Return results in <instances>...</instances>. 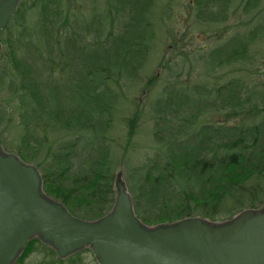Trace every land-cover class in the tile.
<instances>
[{"label": "trees", "instance_id": "16d2710c", "mask_svg": "<svg viewBox=\"0 0 264 264\" xmlns=\"http://www.w3.org/2000/svg\"><path fill=\"white\" fill-rule=\"evenodd\" d=\"M152 1L155 0H149ZM223 1L208 0L207 7H216L215 4ZM117 2L122 7L123 1ZM259 3L260 0H245L241 12L249 14L260 8ZM64 9L62 0H27L0 34L5 46V51H0V90L7 89L11 94L4 108L0 106V128L3 115L8 112L14 134L20 130L22 133L20 144L12 137L10 143L18 146L21 161L39 171L45 195L63 204L75 217L96 221L106 216L116 201L110 149L103 144L107 137L95 132L97 127L102 128L103 133L112 127L105 114L110 115L115 104L111 100L115 96L109 93L110 88L103 86V90H97L93 84L109 79L113 73H121L127 66L142 65L150 53L149 41H143L151 23L141 27L142 14L136 12L138 15L132 18L125 35L117 40L119 46L109 49L96 42L99 50L88 51L92 44L78 42L76 36L67 34L68 13ZM109 16L111 18V13ZM115 18L113 16L110 22L111 37ZM33 24L39 26L36 33L31 30ZM133 31L137 37H126L128 34L131 37ZM224 49L218 65L242 59L239 45ZM100 52L107 53L109 61L105 62L106 67L95 70L92 65L97 63ZM79 59L84 73L83 80L77 84L74 78H69L68 71L70 64ZM69 86H79L91 93L87 106L103 105L96 111L71 106L66 96ZM60 89L65 90L66 101L63 94L59 96ZM230 96L238 103L228 101L224 106L242 105L240 96ZM173 106L172 101L165 102V110L158 105L162 115L156 125L158 129L161 126V134L162 130L166 132L158 137L162 146L155 157L142 166L139 184L131 186L134 211L141 222L156 225L194 217L224 221L242 210L263 205L264 122L246 126L243 120L239 125L215 128L189 120L187 126H183L180 117L171 119ZM233 111L227 114V121L242 114L259 117L264 105L249 111ZM16 114H20L17 123ZM135 118L128 123L129 138L136 132L138 115ZM166 125L168 129L163 127ZM82 129L94 132V138L87 139L84 145L79 137ZM72 137L75 140H70ZM34 253L43 257L39 264H84L83 251L61 259L37 239L27 245L19 263L24 264Z\"/></svg>", "mask_w": 264, "mask_h": 264}, {"label": "rangeland", "instance_id": "374dc122", "mask_svg": "<svg viewBox=\"0 0 264 264\" xmlns=\"http://www.w3.org/2000/svg\"><path fill=\"white\" fill-rule=\"evenodd\" d=\"M26 1L21 0L19 7ZM122 1V7L117 0H62V4L65 6V12L68 13L67 34L74 38L76 36L78 42L80 40L84 44H92L88 51L99 50L96 42L105 44L109 49H112L113 45L119 46L120 42L117 40L125 35L132 18L138 15L136 12L142 14L139 23L141 27L144 23H151L150 28L146 29L147 34L143 41H149L150 53L145 61L141 62L142 65L138 63L139 65L136 66H127L121 73H113L109 79L104 78L93 84L97 90L103 86L105 89L110 88L109 93L112 95H109L115 96L111 100L115 104L110 115L105 114L112 122V127L105 133L102 128L97 127L95 132L106 134L107 138L103 144L110 149V168L116 189L119 185H124L125 192L133 196L131 186L139 184L142 166L159 152L162 146L160 138L166 133L162 130L161 134V126L158 129L156 125L162 115L158 108L159 104L165 110V102L172 101L175 111L170 112V117L171 119H175V116L180 117L183 126H187L189 120H194L196 125L208 123L215 128L220 125L225 127L239 125L243 120L246 126L264 122V112L256 118L252 114L249 116L242 114L227 121L226 117L228 113L234 112L233 110L249 111L255 107L262 108L264 105V0H260V8L254 9L249 14H243L240 9L245 0H224L222 4H215L216 7L210 8L207 7L208 0H155L152 1L153 3L149 0ZM109 13L111 18L116 17L112 37ZM34 23L37 24L38 20ZM36 24L31 26L34 33L39 31V26ZM135 36L137 37L135 31L131 37L129 34L126 35L133 39ZM0 43L4 52V43L1 40ZM79 45L81 46L78 43ZM229 45L240 46L242 59L223 66L218 65L224 48H227V51ZM106 56L107 53L100 52L97 63L92 67L95 70L106 67L105 62L109 61ZM91 61L92 59L87 65H90ZM82 69L81 60H75L70 64L69 78H74L79 84L83 80ZM76 71L78 73H75ZM79 86H69L66 92L71 106L96 111L103 105L95 106L91 103L87 106L88 94L91 93L85 92ZM89 89L92 90L91 87ZM62 94L65 98L64 89L59 90L60 97ZM231 94L240 96L239 103L242 104L240 107H233L231 103L230 106H224L228 101L233 104L238 103L231 98ZM10 98L11 94L7 89L0 90L2 108ZM7 113L3 115L0 128L2 134L0 148L6 154H14L18 157L19 150L16 148L18 146H13L10 139L16 138V144H20L22 133L20 130L19 133L16 131L14 134L13 127L9 126ZM136 115H138L136 132L129 138L128 123L136 119ZM19 117L20 114L14 116L16 123ZM168 126L163 127L168 129ZM82 131L79 137L84 140L82 142L84 145L88 142L87 139L94 138V132L84 129ZM70 137L71 135L67 136V139ZM70 140H75V137ZM263 209L264 204L257 209L247 208L224 221L194 218L222 224L235 219L246 210L262 211ZM176 222H164L146 227L155 228ZM35 239L41 241L38 237ZM21 257L16 264H20ZM42 259L41 254L34 253L23 263L39 264ZM82 262L98 264L89 248L83 250Z\"/></svg>", "mask_w": 264, "mask_h": 264}, {"label": "water", "instance_id": "95a60500", "mask_svg": "<svg viewBox=\"0 0 264 264\" xmlns=\"http://www.w3.org/2000/svg\"><path fill=\"white\" fill-rule=\"evenodd\" d=\"M19 1L0 0V33ZM116 191L111 212L81 220L45 195L34 166L0 148V264H16L36 237L61 259L89 248L99 264H264V209L222 224L188 218L148 228L124 185Z\"/></svg>", "mask_w": 264, "mask_h": 264}]
</instances>
